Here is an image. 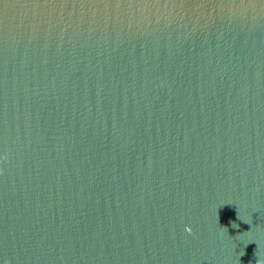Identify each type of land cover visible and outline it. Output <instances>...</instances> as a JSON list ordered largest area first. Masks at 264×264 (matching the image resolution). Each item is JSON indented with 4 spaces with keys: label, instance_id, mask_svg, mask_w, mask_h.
Wrapping results in <instances>:
<instances>
[{
    "label": "water",
    "instance_id": "1",
    "mask_svg": "<svg viewBox=\"0 0 264 264\" xmlns=\"http://www.w3.org/2000/svg\"><path fill=\"white\" fill-rule=\"evenodd\" d=\"M259 256L264 0L0 3V264Z\"/></svg>",
    "mask_w": 264,
    "mask_h": 264
},
{
    "label": "clouds",
    "instance_id": "2",
    "mask_svg": "<svg viewBox=\"0 0 264 264\" xmlns=\"http://www.w3.org/2000/svg\"><path fill=\"white\" fill-rule=\"evenodd\" d=\"M186 230L187 231H191V229L190 228H187V226H186ZM260 257V256H259ZM256 264H264V258H259L257 261H256Z\"/></svg>",
    "mask_w": 264,
    "mask_h": 264
},
{
    "label": "snow or ice",
    "instance_id": "3",
    "mask_svg": "<svg viewBox=\"0 0 264 264\" xmlns=\"http://www.w3.org/2000/svg\"><path fill=\"white\" fill-rule=\"evenodd\" d=\"M3 2V0H0V3H2Z\"/></svg>",
    "mask_w": 264,
    "mask_h": 264
}]
</instances>
